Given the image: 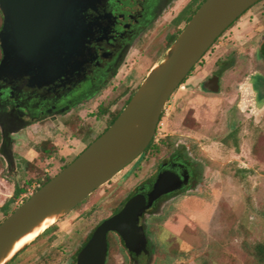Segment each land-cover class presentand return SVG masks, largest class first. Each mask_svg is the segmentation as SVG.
Listing matches in <instances>:
<instances>
[{
    "label": "rangeland",
    "instance_id": "374dc122",
    "mask_svg": "<svg viewBox=\"0 0 264 264\" xmlns=\"http://www.w3.org/2000/svg\"><path fill=\"white\" fill-rule=\"evenodd\" d=\"M188 1L179 0L167 10L137 43L118 76L95 98L58 117L57 123L47 120L13 136V167L2 151L0 135V208L16 186L33 181L11 206L15 211L36 191L40 179L56 176L101 136L112 116L168 58L169 37L185 26L178 30L172 20ZM249 15L210 48L169 99L154 137L158 155L152 148L136 174L131 171L134 164L126 167L9 264H72L98 224L152 173L157 159L178 147L199 163L200 180L194 190L167 199L156 215L147 216L153 255L139 264H254L250 248L264 245V103L253 108L249 89L236 83L250 74L248 57L242 55L239 67L224 73L218 95L199 89L230 49L252 53L248 33L256 21L249 23ZM45 148L54 149L51 158ZM4 220L0 212V224ZM110 241L108 264H134L118 238L111 236Z\"/></svg>",
    "mask_w": 264,
    "mask_h": 264
},
{
    "label": "water",
    "instance_id": "95a60500",
    "mask_svg": "<svg viewBox=\"0 0 264 264\" xmlns=\"http://www.w3.org/2000/svg\"><path fill=\"white\" fill-rule=\"evenodd\" d=\"M84 1L0 0V74L22 75L30 64L41 68L43 75L54 72L58 65L53 62L55 54ZM260 1L206 0L171 46L166 61L150 74L116 121L0 224V261L17 240L44 219L70 213L142 156L155 137L171 96L216 41ZM209 90L218 92L216 88ZM165 177L157 180L148 203L134 198L120 214L102 223L77 264H105L110 232L119 235L129 253L137 255L138 250H145L147 239L138 219L155 200L174 190L165 185Z\"/></svg>",
    "mask_w": 264,
    "mask_h": 264
},
{
    "label": "flooded vegetation",
    "instance_id": "af4514ba",
    "mask_svg": "<svg viewBox=\"0 0 264 264\" xmlns=\"http://www.w3.org/2000/svg\"><path fill=\"white\" fill-rule=\"evenodd\" d=\"M178 1L85 0L78 8L76 21L67 31L55 54L56 58L53 62L58 65L54 72L50 70V74L43 75L41 68L30 64L22 75L0 74L1 148L9 166H14L13 136L19 135L30 127L41 126L47 120L53 124L57 123L58 117L69 114L78 106L95 98L118 76L120 69L141 38L156 26L167 10ZM193 1H188L172 20L171 24L178 30L182 25L188 24L185 18L188 17V7ZM247 14H250L249 23L256 21L248 33L251 35L249 40L252 53L239 54L236 49H230L223 59L216 62L218 64L216 71L200 83L199 89L204 94L218 95L225 81L224 73L237 69L244 55L248 57L251 71L245 81L236 83L239 87L244 85L249 89L248 98L252 101V107L256 108L257 105L264 103V0L251 7L237 21ZM179 19H181L180 23L177 22ZM172 37L173 35L169 37V40ZM215 88L218 89L217 93L209 90ZM153 140L154 155H158L160 150L157 145L155 146V139ZM149 152L145 151L132 163L134 165L131 171L136 174L138 170H143L141 163L148 159ZM153 168L152 173L143 178L120 206L96 227L97 229L105 221L120 214L128 202L134 198H144L148 203L149 195L157 180L166 176L165 185L174 190L155 200L138 219V227L143 229L147 239L145 250H138V254L134 255L124 246L134 264H139L143 259L149 260L153 255L145 222L147 216L156 215L167 199L194 190L201 176L199 163L192 160L179 147L166 157L157 159ZM92 235L79 250L72 264H77L81 251ZM111 236L118 238L123 244L115 232L108 233L106 240ZM106 262L107 256L105 264Z\"/></svg>",
    "mask_w": 264,
    "mask_h": 264
},
{
    "label": "trees",
    "instance_id": "16d2710c",
    "mask_svg": "<svg viewBox=\"0 0 264 264\" xmlns=\"http://www.w3.org/2000/svg\"><path fill=\"white\" fill-rule=\"evenodd\" d=\"M206 0H194L192 5L190 7H188V17L185 18L186 23H188L191 18L194 16V14L197 12V10L201 7V5L205 2ZM181 19H179L177 22L180 23ZM235 24V23H234ZM233 24V25H234ZM232 25V26H233ZM2 27H3V16L0 12V32L2 31ZM181 34V32H178V34L176 36H173L170 40H169V44H168V48H170L173 43L177 40L178 36ZM219 40V39H218ZM217 40V41H218ZM216 41V42H217ZM2 59V50L0 47V61ZM194 70V69H193ZM192 70V71H193ZM190 76V75H189ZM188 76V77H189ZM188 77L185 79V81L183 82V84L186 82V80L188 79ZM182 84V85H183ZM134 95V94H133ZM133 96H131L130 98L127 99V101L125 102L124 107L131 101ZM124 107L114 116H112L108 126L106 127V129L103 131V133L116 121V119L119 117V115L121 114V112L123 111ZM99 115L104 114V110L100 107L99 108ZM102 133V134H103ZM101 134V135H102ZM154 141V140H153ZM153 141L150 143V145L148 146L146 151H150L152 148H154L153 145ZM92 143V142H91ZM89 143L88 146L91 144ZM87 146V147H88ZM45 154L47 155L48 158H51L53 156V153L55 152L54 149H44ZM71 164H65L62 168L61 171L63 169H65L67 166H69ZM53 177L47 176L44 179H40L39 182V186L36 189V191L43 187L44 185H46ZM33 181H29L28 183H26V186L24 187H19L16 186L15 190L13 192V196L0 208V212L3 214L4 219H6L10 214H12L14 211L11 210V206L13 204H15L18 200H20L22 198V196H24L27 193V190L29 187L32 186ZM28 199H24L22 201V203H24L25 201H27ZM55 226L49 228L44 234H42L36 241H38L39 239L46 237L48 234H50L53 230H54ZM108 240V247H107V251H108V255H107V262L106 264H108V259L110 256V248L112 246L110 238L107 239ZM35 241V242H36ZM249 255L252 258V260L254 261V264H264V245L263 244H257L253 247L250 248L249 250Z\"/></svg>",
    "mask_w": 264,
    "mask_h": 264
},
{
    "label": "bare ground",
    "instance_id": "6f19581e",
    "mask_svg": "<svg viewBox=\"0 0 264 264\" xmlns=\"http://www.w3.org/2000/svg\"><path fill=\"white\" fill-rule=\"evenodd\" d=\"M62 214L52 215L40 222L34 227L28 234L17 240L9 249V251L2 257L0 264L7 263L12 259L19 251L24 247L31 245L36 241L42 234H44L49 228L53 227Z\"/></svg>",
    "mask_w": 264,
    "mask_h": 264
}]
</instances>
